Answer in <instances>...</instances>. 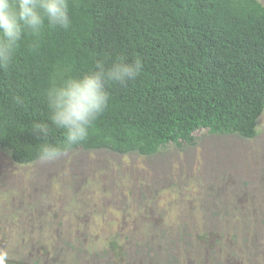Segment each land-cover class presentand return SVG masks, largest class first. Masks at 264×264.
<instances>
[{
	"label": "trees",
	"instance_id": "16d2710c",
	"mask_svg": "<svg viewBox=\"0 0 264 264\" xmlns=\"http://www.w3.org/2000/svg\"><path fill=\"white\" fill-rule=\"evenodd\" d=\"M70 27L45 21L40 47L24 32L0 67V148L28 165L39 145L67 146L51 121L53 79L83 77L98 60L139 57L135 80L105 83L107 106L85 141L67 148L153 156L195 146L196 133L253 139L264 113V5L259 0H67ZM24 103L17 105L15 96ZM47 123V137L33 131Z\"/></svg>",
	"mask_w": 264,
	"mask_h": 264
},
{
	"label": "rangeland",
	"instance_id": "374dc122",
	"mask_svg": "<svg viewBox=\"0 0 264 264\" xmlns=\"http://www.w3.org/2000/svg\"><path fill=\"white\" fill-rule=\"evenodd\" d=\"M258 130L28 165L0 148L4 264H264V113Z\"/></svg>",
	"mask_w": 264,
	"mask_h": 264
},
{
	"label": "clouds",
	"instance_id": "9594fccd",
	"mask_svg": "<svg viewBox=\"0 0 264 264\" xmlns=\"http://www.w3.org/2000/svg\"><path fill=\"white\" fill-rule=\"evenodd\" d=\"M45 21L51 28L70 27L67 0H0V67L7 70L14 62L19 41L24 32L36 37L31 50L40 47L39 38ZM142 69L139 57L129 63L124 57H117L110 65L98 60L95 70L83 77H68L60 81L52 80L46 91L47 104L51 110V121L64 130L67 146L61 148L47 141L39 145V158L49 162L67 155V148L86 140L89 129L107 106L109 94L105 83L124 85L135 80ZM17 105L23 104L20 96H15ZM33 131L48 136L47 123H37ZM6 253H0V264H4Z\"/></svg>",
	"mask_w": 264,
	"mask_h": 264
}]
</instances>
